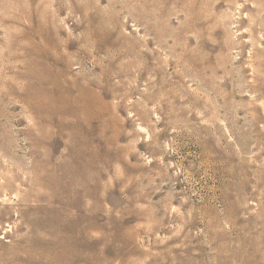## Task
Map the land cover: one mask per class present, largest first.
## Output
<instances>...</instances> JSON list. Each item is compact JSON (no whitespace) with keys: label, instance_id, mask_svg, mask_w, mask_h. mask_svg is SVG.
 <instances>
[{"label":"rangeland","instance_id":"374dc122","mask_svg":"<svg viewBox=\"0 0 264 264\" xmlns=\"http://www.w3.org/2000/svg\"><path fill=\"white\" fill-rule=\"evenodd\" d=\"M0 264H264V0H0Z\"/></svg>","mask_w":264,"mask_h":264}]
</instances>
